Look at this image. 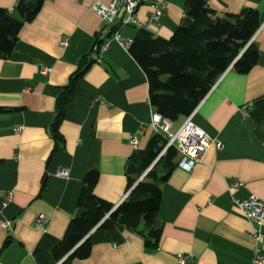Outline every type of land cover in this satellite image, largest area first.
I'll return each mask as SVG.
<instances>
[{"label":"crops","instance_id":"1","mask_svg":"<svg viewBox=\"0 0 264 264\" xmlns=\"http://www.w3.org/2000/svg\"><path fill=\"white\" fill-rule=\"evenodd\" d=\"M16 1L0 0V9L14 12ZM96 1L109 2L44 0L18 30L9 56L0 58V107L12 109L0 111V264H179L178 254L192 255L187 264H250L254 224L234 200L264 199V0H205L219 14L258 11L260 24L252 36L257 59L246 73L226 69L193 110L192 121L215 141L191 170L176 165L161 184L158 245L147 247L127 229L95 227L88 233L87 257L54 259L52 249L76 214L85 173L96 169L93 192L119 204L128 189L127 163L154 134L144 70L114 36L92 55L104 29L92 10ZM184 1L166 0L161 26L148 31L169 38L186 17ZM149 11L142 4L135 15L145 22ZM137 30L118 26L123 39ZM87 56L94 61L65 106L63 141L52 154L56 97ZM42 66L49 68L46 74ZM132 134L136 149L129 143ZM60 168L67 177L58 174ZM232 181L239 186L231 187ZM39 214L46 217L41 227ZM260 228L264 249V223Z\"/></svg>","mask_w":264,"mask_h":264},{"label":"trees","instance_id":"2","mask_svg":"<svg viewBox=\"0 0 264 264\" xmlns=\"http://www.w3.org/2000/svg\"><path fill=\"white\" fill-rule=\"evenodd\" d=\"M43 2L17 0L14 12L0 9V58L9 56L18 30L24 22L34 18ZM184 3L186 17L169 38L138 29L127 48L146 74L150 105L172 122L190 114L226 69L246 73L257 59V48L252 40L260 24L256 9L246 7L238 13L219 14L205 0H185ZM118 26L104 28L96 37L94 49L112 36ZM93 61L89 56L82 58L56 97L55 116L49 129L54 141L52 154L61 148L63 141L59 125L65 106L72 100L78 80ZM6 110L12 109L0 107V111ZM166 141L163 135L155 133L143 149L132 153L126 176L127 188H133L115 208L93 192L98 171L90 169L85 173L76 214L52 249L54 259L65 256L63 262H67L87 257L92 245L88 233L97 224L98 228L136 232L147 247L158 245L161 184L178 160L173 146L162 152Z\"/></svg>","mask_w":264,"mask_h":264},{"label":"built area","instance_id":"3","mask_svg":"<svg viewBox=\"0 0 264 264\" xmlns=\"http://www.w3.org/2000/svg\"><path fill=\"white\" fill-rule=\"evenodd\" d=\"M142 4L148 5L150 8L145 22L138 19L135 15L136 9ZM165 5L166 0H109L108 3L96 1L92 5V10L102 19L104 22V28L113 25L120 16L118 25H129L136 27L137 29L150 30L161 26V18L164 14ZM112 36H114L126 49L132 40L123 39L119 35L118 29L113 32ZM65 44L66 40L62 39L60 41L61 47H64ZM105 47V42H103L97 50L94 49V52L92 53L93 57H96L97 51L104 50ZM48 70L49 68L47 66H42L40 72L46 74ZM193 113L194 112L192 111L185 116L182 123L176 129L172 128V121L155 110L152 111L149 121L154 134H161L167 140L162 152L167 147L173 146L177 152V166L187 171L191 170L196 163L201 161L208 146L215 141V139L211 138L192 121ZM20 129L21 127L17 126L14 128V131L19 132ZM129 143L134 149L137 148L138 140L136 134H132L129 137ZM217 146H221L218 141ZM58 174L62 177H67L68 171L65 168H60ZM230 186L237 187L239 186V183L237 181H232ZM132 188L133 186L127 189L122 200L128 196ZM234 203L243 216L254 224L251 232L254 246L252 248L250 264H264L263 233L260 228L264 223V199L255 195H250L247 198L235 199ZM116 206L117 205L113 208ZM45 222L46 217L43 214H39L36 219V224L41 227ZM4 226L10 228L9 222H5ZM97 226L98 224L95 227ZM177 258L179 264H187L192 259V255L178 254Z\"/></svg>","mask_w":264,"mask_h":264},{"label":"water","instance_id":"4","mask_svg":"<svg viewBox=\"0 0 264 264\" xmlns=\"http://www.w3.org/2000/svg\"><path fill=\"white\" fill-rule=\"evenodd\" d=\"M154 163V162H153ZM153 163H152V165H153ZM146 173V171L142 174V176L144 175ZM142 176L140 177V178H142Z\"/></svg>","mask_w":264,"mask_h":264}]
</instances>
